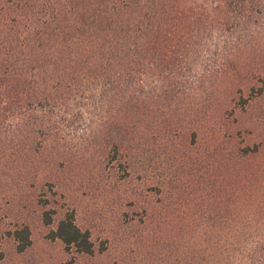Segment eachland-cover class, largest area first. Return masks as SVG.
<instances>
[{
	"label": "rangeland",
	"instance_id": "374dc122",
	"mask_svg": "<svg viewBox=\"0 0 264 264\" xmlns=\"http://www.w3.org/2000/svg\"><path fill=\"white\" fill-rule=\"evenodd\" d=\"M179 3L197 17L189 63L203 82L187 86L168 132L133 134L111 161L100 119L81 116L93 105L44 122L19 103L15 117L0 109V264H184L189 239L202 257L216 250L211 264H264V0ZM68 213L94 254L50 237ZM23 226L32 243L19 252Z\"/></svg>",
	"mask_w": 264,
	"mask_h": 264
},
{
	"label": "trees",
	"instance_id": "16d2710c",
	"mask_svg": "<svg viewBox=\"0 0 264 264\" xmlns=\"http://www.w3.org/2000/svg\"><path fill=\"white\" fill-rule=\"evenodd\" d=\"M176 1L0 0V109L15 117L12 107L19 103L20 114L31 119L39 109L44 122L58 118V108L93 105L94 113L81 116L100 119L94 138L112 152L111 161L133 134L140 139L168 132L163 124H178L174 105H186L187 86L203 82L189 63L197 17ZM43 219L51 225L52 213L45 212ZM13 237L19 252L32 243L28 226ZM50 237L68 251L95 252L90 232L78 227L74 214H66ZM201 242L205 248L207 240ZM183 243L184 264H211L218 256L213 249L202 257L206 251L191 250L193 241Z\"/></svg>",
	"mask_w": 264,
	"mask_h": 264
}]
</instances>
